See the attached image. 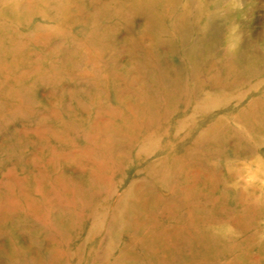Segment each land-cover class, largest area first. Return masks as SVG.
Segmentation results:
<instances>
[{
	"label": "rangeland",
	"instance_id": "rangeland-1",
	"mask_svg": "<svg viewBox=\"0 0 264 264\" xmlns=\"http://www.w3.org/2000/svg\"><path fill=\"white\" fill-rule=\"evenodd\" d=\"M0 264H264V0H0Z\"/></svg>",
	"mask_w": 264,
	"mask_h": 264
}]
</instances>
